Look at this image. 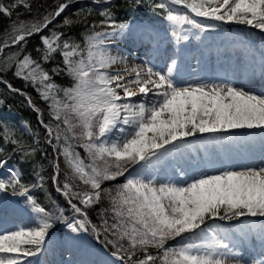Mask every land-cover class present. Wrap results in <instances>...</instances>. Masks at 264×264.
<instances>
[{
  "label": "snow or ice",
  "instance_id": "6c2138e0",
  "mask_svg": "<svg viewBox=\"0 0 264 264\" xmlns=\"http://www.w3.org/2000/svg\"><path fill=\"white\" fill-rule=\"evenodd\" d=\"M80 2H57L40 19L17 16L0 43V54L19 46L0 60V85L23 97L36 114L43 143L56 154L51 183L67 205L65 209L55 200L50 206L40 201L36 190L45 187L46 177L33 168L35 181H25L0 146V222L20 216L32 220L31 226L0 228V264H34L50 249L59 226L68 230L60 247H84L85 236L100 245L106 259L88 264H264V158L256 165L191 177L186 170L190 160L185 158L189 149L255 144V137L243 133L255 129L264 133V91L232 83L189 82L181 76L190 33L216 28L204 20L264 32V0H90L92 6L82 5L79 12L96 13L99 20L65 15L60 25L69 31L83 25L79 39L49 28ZM146 5L148 21L140 16ZM20 6L31 11L28 0L9 4L0 0V15L11 20ZM121 10L124 18L118 16ZM156 19L166 25L165 35L155 27ZM34 36H39L33 49L38 58L24 51ZM121 43L144 49L150 60L128 66L119 52L113 53ZM57 55L60 62L45 68ZM118 64L125 66L113 70ZM8 72L23 86L15 87ZM259 72L264 77V55ZM60 75L69 78L68 86L56 83L54 77ZM29 86L44 101L47 121L45 108L26 91ZM21 126L17 138L5 125L0 142L28 160L41 144L40 134L27 120ZM25 135L31 136V143L23 139ZM202 136L208 139L199 146L190 143L189 138ZM259 143L264 153V136ZM77 147L87 153V163ZM61 157L68 169L63 180ZM169 164L175 180L159 176ZM120 177L123 183L104 187ZM254 219L260 223L249 222ZM220 222L237 224L226 229Z\"/></svg>",
  "mask_w": 264,
  "mask_h": 264
},
{
  "label": "rangeland",
  "instance_id": "374dc122",
  "mask_svg": "<svg viewBox=\"0 0 264 264\" xmlns=\"http://www.w3.org/2000/svg\"><path fill=\"white\" fill-rule=\"evenodd\" d=\"M204 23H214L216 24V28L204 33H196L195 31L190 33V40L186 44L188 54L183 58L181 67V76L184 80L189 82L203 80L207 83H232L236 86V80L240 77L244 78L246 72L253 74V68L256 69L255 74H260L259 63L262 55H264V32L236 23L218 21H204ZM155 27L160 30L161 35H165L164 29L166 25L164 22H157ZM124 50H128L129 53H126ZM116 52H119L128 66H143L150 60V56L144 49H138L137 46L131 44L121 43L119 49H113V53L115 54ZM240 55L242 56L239 57ZM218 56L223 58L220 62L221 64H216L215 62ZM215 65L218 67L221 65L223 75L214 72L213 67ZM122 68V64H118L114 66L113 70ZM236 134L241 135L242 133ZM113 136H115V133ZM189 139L191 144L199 146L201 141L207 140L208 137L202 136L200 139ZM236 146L235 144L230 145V143H225L219 146L210 145L207 151L200 150L197 152L189 149L185 152V158L189 159L191 163V160L196 155L206 154L205 161L210 162L213 169L207 170L205 167L203 168L199 165L194 169V174L201 172L212 173L216 169L226 167L239 168L241 166H233L230 162L228 163L231 159H235L232 152ZM222 158H227V160H222ZM193 173L188 176L191 177L194 175ZM159 176L161 178L168 176L174 180L177 178L173 174L171 164L160 171ZM9 199L11 200L10 197ZM249 222L259 224L260 220L254 219ZM220 223L226 229L232 226L235 227L237 224V222H232L231 224L229 222ZM16 224L31 226L32 220L27 216L5 218L0 222V228L13 229ZM66 233L62 231L59 238L53 236L49 242L50 249L38 258H35L34 264H88V262L106 259L100 246L91 238L90 240L83 238L84 247H60L59 242L65 237ZM249 248H251V245H249Z\"/></svg>",
  "mask_w": 264,
  "mask_h": 264
},
{
  "label": "trees",
  "instance_id": "16d2710c",
  "mask_svg": "<svg viewBox=\"0 0 264 264\" xmlns=\"http://www.w3.org/2000/svg\"><path fill=\"white\" fill-rule=\"evenodd\" d=\"M3 2L5 4H9L10 2H12V0H3ZM28 2L31 4L30 12L23 6H20L13 11V16L11 20L6 16L0 15V43L3 42L5 38V32L6 30L9 29L12 20H16L17 16L20 20H25V21L40 19L41 16L43 14H46L47 11L54 10L57 2L62 3L64 2V0H28ZM82 5L85 7L92 6L90 0H81L80 3L71 5L70 8L66 10V12L63 13L60 17H58L53 22L52 25H49V28L58 31L60 30L65 31L66 33H68V35H71L73 38L79 39V34L82 32L84 27L83 25H81L80 27H74L70 31L66 28L62 29L60 25L65 15L72 16L74 19H84V17L87 16V19L90 21L100 19V17L96 13H93L92 15L89 16L86 12H79ZM177 10L181 12L186 11L185 9L179 8V6H177ZM77 13L79 14L75 15ZM118 16L124 18L125 16L124 11L121 10L120 12H118ZM140 16L144 21H148L150 19V14L148 13L147 5L145 6L144 9L141 10ZM159 21L163 22L160 19H156L155 24ZM204 21L210 22L208 20H204ZM45 32H47V30H45ZM38 44H39V36L31 37L29 42L25 46V50H24L25 53H31L34 58H38V54L35 51H33L34 47ZM18 48L19 46H12L5 48L4 53L0 54V60H2L4 57L8 56L13 52H17ZM60 60L61 57L57 55L54 61L44 64V67L45 68L53 67L57 63H59ZM6 75L7 78L11 80V82L15 87L23 86L24 83L23 81L18 79H12L11 72H8ZM54 79L56 83L62 86H68V84L70 83V80L66 75L56 76L54 77ZM26 91L32 95L33 99L37 102V104L41 108H45L44 119L47 121L49 119V116L44 101L40 100L38 94L31 86L27 87ZM0 101H2V103H0V130H2L5 125H7L10 128L14 129L17 138H20L22 132L21 122L27 120L31 123L33 129L40 134V139H41V144L39 145L37 152L35 153L34 156L30 157L28 160H22L21 155L19 153L12 154V147H13L12 145L3 144L2 142H0V146H2L5 149V155L10 156L9 164L12 166L14 165L15 167H18L22 170V172L24 173L23 178L25 181H35L36 177L33 175V168H36L38 171H41V174L46 177V181H45V187L43 189L36 190V195L38 199L42 201L46 206H50L51 201L55 200L58 205L66 209L67 205L65 198L55 191V188L50 180V176L52 172L51 161L53 159V156L56 154L53 153L52 148L50 146H47L43 143L44 134H43V130L41 128H38L36 125V114L24 103L23 97L8 92L3 85H0ZM23 139L31 143V136L25 135L23 136ZM76 151L80 153L81 157L85 158V162L87 163L88 162L87 153H85L84 149L77 147ZM45 153L47 155H45ZM60 164H61L60 178L61 180H63L64 173L68 171V169H66L64 166L63 157L60 158ZM123 182H124V177H120L117 181L106 182L104 187H114L115 185ZM11 199H15V198H11ZM106 204L107 201H105V205ZM96 207L99 208L101 206L97 205ZM65 214L68 215L69 213L66 211ZM91 215L93 220L95 221L96 220L95 211H93ZM62 231L68 232V230L65 227L59 226L52 233V237L55 236L59 238L62 234ZM86 238L89 240L90 238L92 239L91 236H85L84 239ZM169 243L173 244L175 242L170 241ZM98 246L100 245L98 244ZM110 250L111 249H109V251Z\"/></svg>",
  "mask_w": 264,
  "mask_h": 264
},
{
  "label": "bare ground",
  "instance_id": "6f19581e",
  "mask_svg": "<svg viewBox=\"0 0 264 264\" xmlns=\"http://www.w3.org/2000/svg\"><path fill=\"white\" fill-rule=\"evenodd\" d=\"M126 53L129 51L124 50ZM240 55L239 57H241ZM222 57L218 56V59L216 64L220 63L222 61ZM221 64V63H220ZM125 65L122 64V67ZM132 66V65H130ZM221 65L214 66L213 70L217 74L223 75V68L220 67ZM256 67V66H255ZM236 86L243 87L246 90L253 91V92H261L264 91V77L261 76V74H255L251 72H246V76L244 78H239L236 80ZM245 135H251L256 138L255 144H249V145H241L236 146V148L233 150L232 154L235 156V159H231L228 161L233 166H245V165H254L261 162L262 158H264V153H262L261 146L259 143V139L261 136H264V133L261 132L259 129L251 130L250 133H243ZM230 145H232L230 143ZM219 146V145H218ZM231 147V146H230ZM224 151V150H223ZM206 154L196 155L194 159L191 160V166L188 167L186 170L188 172V175H191L194 171V169L197 168V166H202L203 168L207 170L213 169L210 162H206ZM227 160V158H222V160ZM193 162V163H192ZM202 171V170H201ZM194 174V173H193Z\"/></svg>",
  "mask_w": 264,
  "mask_h": 264
}]
</instances>
